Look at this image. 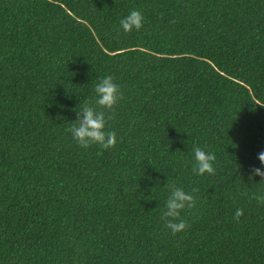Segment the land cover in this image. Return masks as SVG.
I'll list each match as a JSON object with an SVG mask.
<instances>
[{
	"label": "trees",
	"instance_id": "16d2710c",
	"mask_svg": "<svg viewBox=\"0 0 264 264\" xmlns=\"http://www.w3.org/2000/svg\"><path fill=\"white\" fill-rule=\"evenodd\" d=\"M0 264H264V0H0Z\"/></svg>",
	"mask_w": 264,
	"mask_h": 264
}]
</instances>
